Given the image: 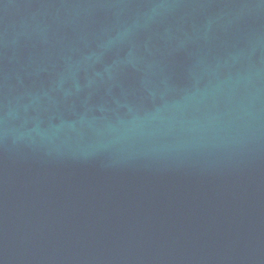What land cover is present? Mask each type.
I'll list each match as a JSON object with an SVG mask.
<instances>
[{
    "label": "water",
    "instance_id": "95a60500",
    "mask_svg": "<svg viewBox=\"0 0 264 264\" xmlns=\"http://www.w3.org/2000/svg\"><path fill=\"white\" fill-rule=\"evenodd\" d=\"M264 140V0H0V264H179Z\"/></svg>",
    "mask_w": 264,
    "mask_h": 264
}]
</instances>
